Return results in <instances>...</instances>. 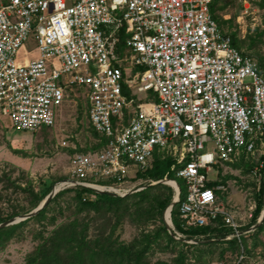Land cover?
<instances>
[{"label": "built area", "instance_id": "obj_1", "mask_svg": "<svg viewBox=\"0 0 264 264\" xmlns=\"http://www.w3.org/2000/svg\"><path fill=\"white\" fill-rule=\"evenodd\" d=\"M212 2L0 0V124L38 134L80 91L104 144L72 155L64 186L117 188L122 196L141 189L121 186L156 153L170 155L184 185L176 204L181 228L220 219L230 232L217 240L239 239L244 232L216 194L223 185H206L216 181L208 177L212 166L252 154L261 142L264 69L219 30ZM171 235L200 242L172 223Z\"/></svg>", "mask_w": 264, "mask_h": 264}, {"label": "rangeland", "instance_id": "obj_2", "mask_svg": "<svg viewBox=\"0 0 264 264\" xmlns=\"http://www.w3.org/2000/svg\"><path fill=\"white\" fill-rule=\"evenodd\" d=\"M244 1L245 3L238 0H217L214 15L222 31L236 38L240 51L264 67V7L261 4L263 1ZM31 45L30 42L28 49ZM56 114L55 125L38 134L14 131L7 122L0 124V215L18 213L11 218L18 220L21 216L34 211L43 200L33 207L32 193H38L46 184L51 183V190H59L58 192L72 189L63 185V182L70 178V159L74 153L93 147L96 140L92 135L84 97L80 91L70 92L64 103L56 109ZM207 150L211 151V148ZM263 154L264 140L252 154L240 153L232 162L212 166L208 176L224 182V192L220 193V200L232 213L240 228H247L250 224V214L253 213L256 199L260 195L259 188L262 187L263 175L259 173L254 175L253 171L259 168L257 164ZM249 165L253 168L248 167ZM177 182L181 180L177 179ZM138 183L140 182L132 180L121 187L126 190L148 185L141 183L137 186ZM165 186L173 190L171 186ZM133 193L136 192L131 191L118 197L124 198ZM72 196L71 192L66 193L56 202L48 203L45 207L44 220L28 221L26 225L18 228L0 249V264H25L26 258L48 240L55 229L74 220L80 226L87 225L86 238L91 246L97 241L102 242L115 223L112 212L104 209L99 213L94 211L76 213L70 201ZM164 212L161 216L162 221ZM166 214L167 211L165 218ZM160 228L161 223L156 216L137 224L124 217L116 226L113 237L118 239V243L133 245L134 250L142 253L139 264H174L176 257L182 250L186 251V247L169 244ZM250 228L241 232L251 233ZM254 243L256 245H253ZM247 249L250 253L245 254L243 260L238 262L239 256L228 251L223 261L225 264H264V230L254 239L247 238ZM198 256L199 251L189 250L188 261L185 264H210L218 259L219 250L204 254L201 261L197 262L195 259Z\"/></svg>", "mask_w": 264, "mask_h": 264}, {"label": "trees", "instance_id": "obj_3", "mask_svg": "<svg viewBox=\"0 0 264 264\" xmlns=\"http://www.w3.org/2000/svg\"><path fill=\"white\" fill-rule=\"evenodd\" d=\"M216 2L217 0H213L211 4V13L218 24L219 30L224 33L218 19L214 15ZM261 4L264 7V4ZM229 35L231 37L232 46L240 50L236 38L231 34ZM259 65L264 69L261 63ZM92 135L96 140L94 146L88 150L85 149L81 151L82 153L97 151L104 144V139L94 131L92 132ZM262 140H264V136L262 137ZM260 143H258L257 146ZM259 164H261L262 167L257 173L263 175L262 187L259 188L260 195L256 199L255 208L249 222L250 224L247 228H240V231H244L256 224L264 205V154L260 156L257 165ZM172 166H175L176 169L180 167L176 164L174 157L156 153L153 156L151 166L144 172L138 173L136 178L133 179V181H143L146 185L148 184L147 187L124 198L112 197L106 194H96L94 191L82 187H72V189H65L58 192L49 204L56 202L66 193L71 192L73 196L70 201L75 207L76 213H82L84 211H94L99 213L104 209L112 212V215L115 217V223H113L112 230L109 235L103 238L102 242L97 241L91 246L86 238V224L80 226L78 225V222L74 220L68 224L61 225L53 231L48 240L39 245L35 252L26 258L25 264H95L96 262H100V264H139L142 253L134 250L135 247L133 245H123L118 243V239L113 237L116 226L121 223L124 217L130 218L131 221L136 224L143 223V221H146L149 218L151 219V217L154 216L158 217L159 222L161 223L160 232L163 233L166 241L169 244L186 247V251L182 250L176 257L174 264H185L188 261L187 253L191 249L200 252V256L195 259L196 261H201L200 259L204 254H211L215 250H219V257L217 260L221 261L225 260L226 257L224 255L228 251L235 254V256L249 254L250 251L247 249V238H256V235L264 230V221L254 231L240 236L239 239L234 238L231 240L215 241L226 237L230 232L229 229L222 226V221L220 219H217L214 225L184 230L181 228V222L178 215V205H175L171 210V223L176 232L180 233L188 240L200 242L209 240L214 241L195 245L180 243L173 238L164 226L161 216L171 203L174 197V191L170 187L162 184H149L150 181L157 182L164 178L173 180L180 188V199L182 200L184 196V185L182 180V184L181 182H177L178 178L175 175V171L171 170ZM248 167L251 168L252 166L249 165ZM218 185H224V182L216 180L207 183L206 186L209 188H215ZM51 186V183L46 184L38 193H32L33 207H36L45 199V197L51 192ZM216 194L220 195L218 192H216ZM17 215L18 213L4 216L0 215V224ZM45 215L46 208L42 209L33 218L0 229V249L14 235L18 228L26 225L28 221L44 220ZM158 237L159 236H157V238ZM253 245H256V243Z\"/></svg>", "mask_w": 264, "mask_h": 264}, {"label": "water", "instance_id": "obj_4", "mask_svg": "<svg viewBox=\"0 0 264 264\" xmlns=\"http://www.w3.org/2000/svg\"><path fill=\"white\" fill-rule=\"evenodd\" d=\"M165 182H174L175 185H176L175 188L171 186L173 188V190H174V197H173L171 203L169 204V206L165 210V212L168 211V218H167L168 220L165 218V212H164V217H163V224L166 227V229L168 230V232L171 234V219H170L171 210L177 204V201H178V198H179V194H180L179 186H178V184L175 181L164 180V179L161 180V181H158L156 183L150 184V185H156V184H165V185H167V183H165ZM146 187L147 186H144L140 190H143ZM90 189H92L95 193L101 194V195L102 194H106V195H109V196H112V197H118L119 196V194H117L115 192H110V191H107V190H99V189H96V188H90ZM140 190H137V191H134V192H138ZM58 191L59 190H55V189L51 190V192L45 197V199L40 203V205L34 211L30 212L27 215L21 216L18 220L10 219V220H8V221H6L4 223H1L0 224V229L6 228V227H8L10 225H13V224H16V223H18L20 221H24V220L36 215L43 208H45L47 206L49 201L58 193ZM127 194H125V195H127ZM122 196H124V195H122ZM263 220H264V205H263L260 217L258 218L256 224L250 228L249 232L254 231L258 226H260L261 223L263 222ZM212 241H214V240H209V241H206V242H212ZM215 241H218V240H215ZM199 243H203V242H196L195 244H199Z\"/></svg>", "mask_w": 264, "mask_h": 264}, {"label": "bare ground", "instance_id": "obj_5", "mask_svg": "<svg viewBox=\"0 0 264 264\" xmlns=\"http://www.w3.org/2000/svg\"><path fill=\"white\" fill-rule=\"evenodd\" d=\"M167 183V185H170L172 187H176L175 183L174 182H165ZM96 189H99V190H107V191H110V192H115V193H122L120 190H116V188H96ZM168 218V211H167V214H166V219ZM168 220V219H167Z\"/></svg>", "mask_w": 264, "mask_h": 264}]
</instances>
